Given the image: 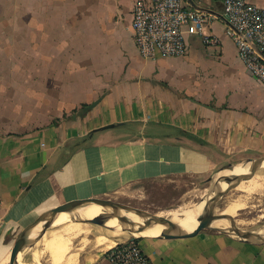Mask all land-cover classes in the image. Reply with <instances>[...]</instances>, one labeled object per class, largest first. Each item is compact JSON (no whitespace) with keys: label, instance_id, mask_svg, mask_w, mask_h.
<instances>
[{"label":"crops","instance_id":"1","mask_svg":"<svg viewBox=\"0 0 264 264\" xmlns=\"http://www.w3.org/2000/svg\"><path fill=\"white\" fill-rule=\"evenodd\" d=\"M136 1L0 0V262L15 223L20 232L38 217L36 189L64 193L53 208L264 155V84L241 62L227 23L207 26L214 45L187 35L185 56L146 59L132 31ZM129 236L76 264H111L106 252ZM137 240L152 264H264V245L212 230Z\"/></svg>","mask_w":264,"mask_h":264},{"label":"water","instance_id":"2","mask_svg":"<svg viewBox=\"0 0 264 264\" xmlns=\"http://www.w3.org/2000/svg\"><path fill=\"white\" fill-rule=\"evenodd\" d=\"M186 1L192 9L215 15L228 24L224 16L223 0ZM213 7L215 10L212 9ZM260 53L264 56L262 51ZM99 102L100 99L87 106L84 111L92 110ZM263 167L264 155L243 159V170L239 172H233L234 168L229 165L228 168H231L232 173H225L216 178L210 192L197 203L202 205L201 211L193 221L187 223L176 221L171 216L106 198H81L59 204L41 213L17 234L11 246L8 264H22L25 256L33 252L37 243L43 240L48 231L70 222L90 223L109 231L128 233L130 240L187 239L205 230H212L244 243L264 245V224L254 228H242L238 226L234 216L218 212V204L223 198L230 191L238 188L242 182L254 178ZM93 210L98 211L96 216L91 215ZM111 222L115 225L110 226Z\"/></svg>","mask_w":264,"mask_h":264},{"label":"built area","instance_id":"3","mask_svg":"<svg viewBox=\"0 0 264 264\" xmlns=\"http://www.w3.org/2000/svg\"><path fill=\"white\" fill-rule=\"evenodd\" d=\"M228 21L226 34L236 43L247 70L264 84V9L248 0H223ZM215 15L187 10L184 0H138L132 12L134 41L143 58L182 57L186 36L201 35L207 44L217 39L206 34ZM260 51H259V50ZM111 264H152L138 240L116 242L107 252Z\"/></svg>","mask_w":264,"mask_h":264},{"label":"rangeland","instance_id":"4","mask_svg":"<svg viewBox=\"0 0 264 264\" xmlns=\"http://www.w3.org/2000/svg\"><path fill=\"white\" fill-rule=\"evenodd\" d=\"M229 163H231L230 165L235 169V167L243 165V159L235 158L230 160ZM223 167V169H217L206 176L180 174L159 180L140 182L132 185L131 188H127V192L121 194L122 196L113 195L111 198L106 199L146 209L151 212L161 213L162 215L166 214L165 216L176 215L177 217H182V210L196 205L210 192L209 190L213 187L216 180L215 178L227 172H231V168H228L229 165L227 163L223 164ZM258 175L259 178L264 179V170H260ZM46 190L45 196H43L42 192H39L38 189L32 194L33 201L31 202L32 208H30L32 210L31 213H33L31 216L32 218L39 216L43 211L45 212L46 209L58 204L59 200L64 199V193L54 185H50ZM233 202H243L242 204H244V208L234 216L238 226L242 228H254L264 224V187L257 192H245L243 189L239 188L233 189L218 204V212H222L223 209ZM23 225V222L15 223V226L11 229V237L7 239V244H10L13 239L12 237L17 235L16 233L19 232ZM81 227L82 230L72 239L71 243L72 254H75L77 257L92 249H99L96 248L97 244L95 239L98 236L105 235L111 238L109 236V232L111 231L101 226L82 223ZM63 229L62 226H59L50 231H61ZM33 251H37V257L30 252L25 256V262L31 264L35 261L36 264H53L50 262L49 255L44 251L41 241L37 243ZM76 262L77 258L74 264H76Z\"/></svg>","mask_w":264,"mask_h":264},{"label":"bare ground","instance_id":"5","mask_svg":"<svg viewBox=\"0 0 264 264\" xmlns=\"http://www.w3.org/2000/svg\"><path fill=\"white\" fill-rule=\"evenodd\" d=\"M242 170H243L242 166H238V167H235L233 172H239ZM261 170H264V167ZM217 173H218V171H217ZM228 173H232V172H227L226 174H228ZM245 183H247V184H245ZM263 187H264V179L259 178V175L257 174L251 180L242 182V184H240V186L238 188L243 189L245 192H257V191L262 190ZM243 202H245V201H243ZM243 202H241V203L233 202V203L229 204L225 209H223L222 212L224 214H230L232 216H235L236 213H238L241 209L244 208V204H242ZM201 209H202V205L196 204V205L192 206L191 208H188V209L186 208V209L182 210L181 211L182 217H177L176 215H174V216L172 215L171 217L174 220L179 221V222H184V223L191 222L195 219V217L201 211ZM97 214H98V211H95V210L91 211L92 216H96ZM81 225H82V223L70 222V223L62 225V228H64V229L61 231H49V232H47V234L44 236V238L41 242H42L44 251L50 257V260H51L50 262H52L53 264H74L75 263L77 256L75 254H72L71 243H72V239L75 238L76 235L79 233V231L82 230ZM114 225H115L114 222L110 223V226H114ZM128 235H129L128 233L111 231V232H109V236L111 238H109L108 236H105V235H101V236L97 235L98 237L95 239H96L97 247L103 248L108 244L114 243V240L116 238H123V237H126ZM77 238H79V237H77ZM112 238H114V239H112ZM32 254L35 257H37V251H35ZM8 262H9V256L8 257L5 256L0 263L1 264H8ZM22 264H29V263L24 261ZM33 264H36L35 261L33 262Z\"/></svg>","mask_w":264,"mask_h":264}]
</instances>
